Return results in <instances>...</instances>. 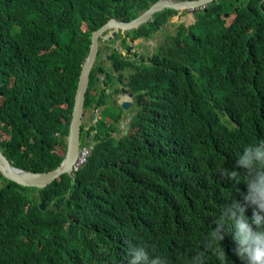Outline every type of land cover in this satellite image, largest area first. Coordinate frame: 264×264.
<instances>
[{
  "label": "trees",
  "instance_id": "16d2710c",
  "mask_svg": "<svg viewBox=\"0 0 264 264\" xmlns=\"http://www.w3.org/2000/svg\"><path fill=\"white\" fill-rule=\"evenodd\" d=\"M155 1L0 0V147L12 165L45 172L60 163L91 32ZM175 14L127 33L149 37ZM126 51L101 48L91 69L80 145H94L84 165L43 190L0 187V264H127L128 248L141 245L173 264L201 248L222 206L244 203V182L218 169L239 170L238 151L264 138V0H216L164 33L146 60ZM115 83L132 93L125 133L109 99ZM225 233L220 244L232 247Z\"/></svg>",
  "mask_w": 264,
  "mask_h": 264
},
{
  "label": "clouds",
  "instance_id": "9594fccd",
  "mask_svg": "<svg viewBox=\"0 0 264 264\" xmlns=\"http://www.w3.org/2000/svg\"><path fill=\"white\" fill-rule=\"evenodd\" d=\"M175 1L183 2L186 0H175ZM214 1H216V0H214ZM214 1H212V2H214ZM50 3H52V2H50ZM210 3H208L205 6L187 9V10H184L181 12L176 11V14L174 16L177 17V20L173 19L174 16L169 17L167 22L163 24L164 27L153 32L152 35H150L149 37H145L143 35L141 37L137 36L135 39H133L134 37L130 36L127 33V32H130L132 30H130V31L106 30L98 37L97 40H100L106 34V37L110 38V41H109L110 45H107L109 42L103 43L102 49H104V52L108 51V48L110 47L111 49H115L116 51L120 52L122 55H126L127 54L126 49L129 48V52H128L129 59L134 60L135 61L134 63H137L141 60V57H143V59L146 60L147 57L151 56L154 53L157 46L152 51H150L151 54H149V56H147V53L149 51H146V53H141V54L137 53V52L133 53L132 49H134V47L131 45L132 42L139 40V39L147 41V40L152 39L153 36H156L157 38L163 39L164 33L173 34L174 30L177 28V26L179 24H181L182 22H186V21L179 20V18H181L182 16H186V15L187 16L191 15V17L194 15V21L189 22L188 24L186 23L187 25H189L191 23L193 24L198 20V18L200 19V14L206 10V7ZM163 10H166V9H163ZM163 10L154 12L143 24H146L152 18V16L155 13L161 12ZM188 10H190V12L185 13ZM191 11H193V14ZM142 13H140V14H142ZM215 18L218 20V19H220V16L215 15ZM111 19H113V18H111ZM113 20H115V19H113ZM127 22H129V21H127ZM143 24H141V25H143ZM169 24H170V26H169ZM140 26H138L137 28H139ZM167 27L172 28L173 33L165 32ZM137 28H135V29H137ZM97 29H95V30H97ZM135 29H133V30H135ZM112 31L115 32L114 37H111ZM57 35H59V34L52 32V34H50V38L53 39ZM115 42H120L121 47L125 46V52L122 50H119L117 48L112 47L111 45ZM90 43H91V41H90ZM140 45H141V47H143L142 41H140ZM89 46H90V44H89ZM145 47H148V46L145 45ZM100 49H101L100 44H98L96 57H97L98 51ZM88 52H89V48H88ZM131 56H133V58H131ZM85 57H84V59H85ZM96 57H95V60H96ZM107 57H109V59H107ZM103 58L105 59V62L109 64L110 55L108 52L106 54H103ZM95 60H94V62H95ZM82 63H83V61H82ZM106 63H105V65L108 66V64H106ZM128 69H131L130 66ZM125 80L126 79H124V82H125ZM115 85H116V83L114 84V86ZM120 86H123V87L117 86L119 88V92L117 94H120V95L122 94L123 96L120 98V100H117L116 103H117L118 107H120L119 102L129 100L128 102H130V106L128 107V109L122 108V110L124 111L123 114L124 113L126 114V112L131 108L132 103H133L132 93L130 92V89L128 86H124L121 84H120ZM123 90L129 92L131 94V97H128L127 92H125ZM130 99L132 100V102L130 101ZM98 113H99L98 110L93 112L92 121L96 120V118L98 117ZM126 115H127V120L124 123L123 131L120 130L121 132H124V133L127 131L128 127H129L128 123H129V120L131 118L130 113H128ZM258 116L260 117V119L264 118L263 115H258ZM81 122H82V118H81ZM118 125H119V123H118ZM119 129H120V127H119ZM80 131H81V128H80ZM67 133H68V128H67ZM66 137H67V135H66ZM81 137L82 136H81V132H80V140H81ZM83 139H84V137H83ZM87 140H90V143L87 144V146H85V145L82 146L79 143L78 157H77L76 163L72 167V176H73V172L77 171L82 165H84V163L86 161V157L88 156L90 149L94 145V143L91 141V137L90 138L88 137ZM65 152H66V145H65V151H64L63 158L65 156ZM1 153H2V151H1ZM235 157H236L235 164L239 170H236V168L228 169V168H224L221 166L218 169V173L221 176H227L228 178L233 179L235 181H243L244 182V190L242 191L241 195L239 196V198L243 197L244 203L242 204L240 201H238L236 199H231L229 203L222 206L220 209V212L217 214L216 218L214 219L215 227L212 228L211 231L208 232L207 235L204 237V243L200 246L201 248L193 249L191 254H188L186 251H184L183 255H181L180 257L173 256L172 257V259H174L173 264H230V262H231L230 260L226 261V254L227 255L234 254L238 260L243 262V264H264V138L258 139L255 142H251V143H248V144L242 146V148L238 151V153L236 154ZM63 158H62V160H63ZM62 160L60 161V163L62 162ZM60 163L55 168H57L60 165ZM11 166H13L17 169H20L22 171H26V170L19 168L18 166H14L12 164H11ZM55 168H53V169H55ZM53 169H51V170H53ZM51 170H49V171H51ZM26 172H30V171H26ZM45 172H48V171H45ZM45 172H31V173H45ZM60 176H58V177H60ZM5 181L12 182L10 180L5 179L0 174V187L7 185V182H5ZM12 183L16 184L15 182H12ZM16 185H18V184H16ZM19 186H21V185H19ZM46 186H44L43 188L26 187V186H21V187H25V188H29V189H31V188L35 189L36 188L37 190H43ZM34 194H35V196H37L36 191L34 192ZM38 205H39V208L41 206L44 208V205L42 203H39ZM53 207H55V206H53ZM43 208L42 209L40 208V209L43 210ZM225 232L231 233L230 242L232 244V247L226 245L223 248L220 244V241H223L226 239V233ZM127 264H168V260L163 255H157L154 252L150 253L149 249H147L145 246H142V245L141 246H130L128 248ZM231 264H232V262H231Z\"/></svg>",
  "mask_w": 264,
  "mask_h": 264
},
{
  "label": "water",
  "instance_id": "95a60500",
  "mask_svg": "<svg viewBox=\"0 0 264 264\" xmlns=\"http://www.w3.org/2000/svg\"><path fill=\"white\" fill-rule=\"evenodd\" d=\"M214 0H186L183 2H177L175 0H157L153 5H151L147 10L140 14L135 19L129 22H119L113 19L107 21L106 24L91 32L90 35V46L89 52L87 53L83 63L81 65L78 80L76 83L73 105L71 116L68 124V133L66 137V152L65 156L60 163V165L45 173H31L17 169L8 162L6 157L1 153L0 148V174L5 179L15 182L18 185L26 187H36L43 188L47 184H50L54 179H56L61 174H68L72 176V167L76 163L79 151L80 143V128H81V118L83 115V103L85 98V93L89 81V74L94 63L97 49H98V37L106 30H119V31H130L141 24H143L154 12L163 9H174L178 12L198 8L205 6ZM115 36V32H111V37ZM109 59V57H107ZM125 91V90H123ZM127 92V91H125ZM128 97L131 94L127 92ZM119 106L123 109H128L130 102L121 101ZM43 208L42 206L40 207ZM51 209H56L51 207Z\"/></svg>",
  "mask_w": 264,
  "mask_h": 264
},
{
  "label": "rangeland",
  "instance_id": "374dc122",
  "mask_svg": "<svg viewBox=\"0 0 264 264\" xmlns=\"http://www.w3.org/2000/svg\"><path fill=\"white\" fill-rule=\"evenodd\" d=\"M188 12H190V10H188V11H186L185 13H188ZM192 12V14H193V11H191ZM190 17H191V15H189ZM189 16H182L181 18H179V20H181V21H186V22H182V24H183V26L184 27H187V26H190L191 24H189V25H187L189 22H193L194 21V15L190 18ZM173 19H175V20H177V17H175L174 16V18ZM187 23V24H186ZM169 26H170V24H169ZM165 32H168V33H173V29L172 28H170V27H167L166 28V30H165ZM106 37V34L101 38V40H100V48H102L103 47V43L104 42H107L108 40H107V38H105ZM161 40H162V38H157L156 36H153V38L152 39H150V40H147V41H144V40H136V41H134V42H132L131 43V45L134 47V49H132V52L134 53V52H137V53H146V51H149L148 53H147V56H149V54H151L150 53V51H152L156 46H158L160 43H161ZM140 41H142V43H143V47H141V45H140ZM107 45H110V42L107 44ZM145 45H147L148 47H145ZM112 47H114V48H117V49H119V50H122V51H124L125 52V46H122L121 47V45H120V42H115V43H113L112 45H111ZM131 58H133V56H131ZM106 64H108V63H106ZM99 79H102V76H100L99 77ZM115 86H119V87H123V86H120V84H116ZM109 88H107V90L106 91H109L108 90ZM123 95L121 94H115V95H113V96H111L109 99H111V98H115L116 99V101L117 100H119L121 97H122ZM126 97V96H125ZM129 101V100H128ZM130 101L132 102V100L130 99ZM131 108H132V106H131ZM131 108L126 112V114H128V113H130V110H131ZM97 111V110H96ZM123 112L124 111H122V116H121V118H120V120H119V127H120V130L121 131H123V126H124V123L126 122V120H127V115L124 113L123 114ZM131 115H132V113H130ZM107 121L109 120L108 118L106 119ZM85 121H86V117H85V120H84V123H85ZM86 129V128H85ZM84 129V130H85ZM120 131V132H121ZM119 132V133H120ZM82 137H84V136H82Z\"/></svg>",
  "mask_w": 264,
  "mask_h": 264
},
{
  "label": "bare ground",
  "instance_id": "6f19581e",
  "mask_svg": "<svg viewBox=\"0 0 264 264\" xmlns=\"http://www.w3.org/2000/svg\"><path fill=\"white\" fill-rule=\"evenodd\" d=\"M167 9H169V8H167ZM171 10H174V9H171ZM176 11V10H175ZM119 21V20H118ZM119 22H123V21H119ZM107 38V37H106ZM101 40V39H100ZM100 40H98L97 42H98V44H100ZM107 40H108V42L110 41V38H107ZM93 65H94V63L92 64V67H93ZM126 77V76H125ZM128 77V76H127ZM125 98V97H124ZM120 100V99H119ZM86 138H87V136H86Z\"/></svg>",
  "mask_w": 264,
  "mask_h": 264
}]
</instances>
